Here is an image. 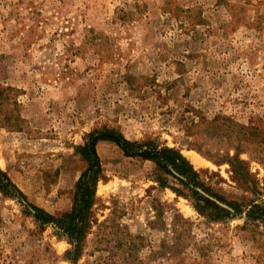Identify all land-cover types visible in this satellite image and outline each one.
Instances as JSON below:
<instances>
[{
    "label": "rangeland",
    "instance_id": "obj_1",
    "mask_svg": "<svg viewBox=\"0 0 264 264\" xmlns=\"http://www.w3.org/2000/svg\"><path fill=\"white\" fill-rule=\"evenodd\" d=\"M106 128L180 148L221 210L100 141L77 264H264V0H0V264H75L32 205L72 209L77 149Z\"/></svg>",
    "mask_w": 264,
    "mask_h": 264
},
{
    "label": "trees",
    "instance_id": "obj_2",
    "mask_svg": "<svg viewBox=\"0 0 264 264\" xmlns=\"http://www.w3.org/2000/svg\"><path fill=\"white\" fill-rule=\"evenodd\" d=\"M105 140L117 144L128 157H141L145 160L154 161L157 165V181L160 185L162 187H171L178 196H187L188 194L184 190L169 185V177L172 176L189 189L194 197H197L196 208L198 210L203 212L205 209L201 200L206 203L208 208L215 211L221 210V207L217 203L200 195L197 187L201 186L206 190L207 188L198 181L199 173L183 155L180 148L160 147L153 140L131 141L123 133L114 128L95 130L88 135L85 143L77 149L86 161L87 167L75 186L72 209L65 212L51 213L43 208L32 205L35 211L32 215L36 219L39 228L53 225L72 244L73 248L68 251L67 255L75 264L81 258L86 238L93 224L96 222L94 206L98 200L97 187L101 180H106L97 145L100 141ZM222 160L227 161L232 166V171L235 174L243 175V172H246L248 162L241 159L240 152H237L232 157L225 156ZM0 175L5 176L7 180L6 184L0 185L5 191L8 189V185H15L5 172L0 170ZM247 176H249L248 172Z\"/></svg>",
    "mask_w": 264,
    "mask_h": 264
},
{
    "label": "bare ground",
    "instance_id": "obj_3",
    "mask_svg": "<svg viewBox=\"0 0 264 264\" xmlns=\"http://www.w3.org/2000/svg\"><path fill=\"white\" fill-rule=\"evenodd\" d=\"M193 157L197 164L202 163V160H203L202 157H200L199 155L196 156L195 154L193 155Z\"/></svg>",
    "mask_w": 264,
    "mask_h": 264
},
{
    "label": "water",
    "instance_id": "obj_4",
    "mask_svg": "<svg viewBox=\"0 0 264 264\" xmlns=\"http://www.w3.org/2000/svg\"><path fill=\"white\" fill-rule=\"evenodd\" d=\"M201 192H202L205 196L210 197L211 199H213L214 201L218 202L219 204H222V203H220L219 201H217L215 198H213V197L209 196L207 193L203 192L202 190H201ZM222 205H224V204H222Z\"/></svg>",
    "mask_w": 264,
    "mask_h": 264
}]
</instances>
